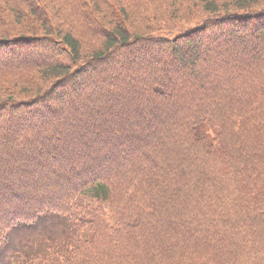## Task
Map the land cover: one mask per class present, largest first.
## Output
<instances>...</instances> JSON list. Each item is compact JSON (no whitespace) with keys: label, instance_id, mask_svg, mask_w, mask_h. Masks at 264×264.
<instances>
[{"label":"trees","instance_id":"1","mask_svg":"<svg viewBox=\"0 0 264 264\" xmlns=\"http://www.w3.org/2000/svg\"><path fill=\"white\" fill-rule=\"evenodd\" d=\"M0 264H264V0H0Z\"/></svg>","mask_w":264,"mask_h":264}]
</instances>
